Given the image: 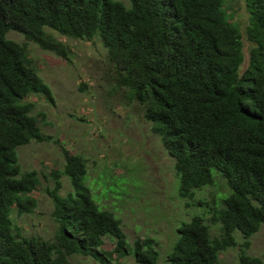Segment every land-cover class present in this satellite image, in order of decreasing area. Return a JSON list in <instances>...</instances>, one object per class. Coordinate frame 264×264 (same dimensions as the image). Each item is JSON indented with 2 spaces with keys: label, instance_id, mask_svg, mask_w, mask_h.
I'll return each mask as SVG.
<instances>
[{
  "label": "trees",
  "instance_id": "trees-1",
  "mask_svg": "<svg viewBox=\"0 0 264 264\" xmlns=\"http://www.w3.org/2000/svg\"><path fill=\"white\" fill-rule=\"evenodd\" d=\"M229 1L0 0V264H70L74 255L101 264L128 255L140 264L160 259L154 238L131 244L121 218L100 203L102 196L126 195L118 187L122 181L111 185L101 175L87 184V159L67 149L63 167L52 171L53 187L45 188L54 204V237L25 236L15 223V212L35 211L41 191L39 173L22 169L19 148L51 138L33 111L40 98L54 102L28 44L71 59V46L56 32L101 40L115 87L143 106L175 159L182 198L194 200L216 177L226 182L227 190L212 201H195L206 213L178 226L167 264H220V254L239 243L236 233L242 249L232 264H264V253L247 251L264 226V0H245L244 31ZM10 31L25 41L10 38ZM243 32L251 46L250 64L241 73ZM62 176L73 187L65 195ZM102 181L101 194L94 195L92 186ZM209 221L219 226L218 235ZM106 239L115 248L103 249Z\"/></svg>",
  "mask_w": 264,
  "mask_h": 264
},
{
  "label": "rangeland",
  "instance_id": "rangeland-1",
  "mask_svg": "<svg viewBox=\"0 0 264 264\" xmlns=\"http://www.w3.org/2000/svg\"><path fill=\"white\" fill-rule=\"evenodd\" d=\"M229 3L232 5L229 12L234 14L244 31L248 23L245 0H230ZM55 35L71 46V59L43 50L34 42L28 44L39 75L53 90L54 102L30 98L37 102L33 114L40 118L42 133L51 138L32 141L19 148L22 169L39 173L41 191L35 211L15 212V223L25 236L54 237L57 229L52 214L54 204L45 188L53 187L52 171L63 167L64 150L67 149L87 159V184L101 175L111 185L122 181L118 187H125L126 195L102 196L100 203L121 218L131 244L138 238H154L160 251L158 264H167L166 256L179 235L178 226L195 214L206 213V209L195 201H212L220 191L227 190L226 182L216 177L215 184L196 191L194 200L182 198L178 192L175 159L153 131L143 106L130 101L125 88L115 87L107 49L101 40L82 41L57 32ZM9 37L18 42L25 41L17 31H10ZM217 172L214 170L213 174ZM62 182L60 192L63 195L73 190L68 177L62 176ZM102 185L103 181L92 186L94 195L101 194ZM209 224L212 234L218 235L219 226L210 221ZM236 234L239 243L220 254V264H232L238 259L242 237L240 233ZM113 248L115 241L106 239L103 249ZM247 251L263 256L264 226L253 236ZM69 261L70 264H101L96 258L83 255L71 256ZM113 264L140 263L128 255Z\"/></svg>",
  "mask_w": 264,
  "mask_h": 264
},
{
  "label": "water",
  "instance_id": "water-1",
  "mask_svg": "<svg viewBox=\"0 0 264 264\" xmlns=\"http://www.w3.org/2000/svg\"><path fill=\"white\" fill-rule=\"evenodd\" d=\"M243 42H244V48H243L244 60H243L242 64L240 65V72L241 73H244L245 70L248 68V66L250 64V52H249V49H250L251 43L246 40V34L245 33L243 34Z\"/></svg>",
  "mask_w": 264,
  "mask_h": 264
}]
</instances>
